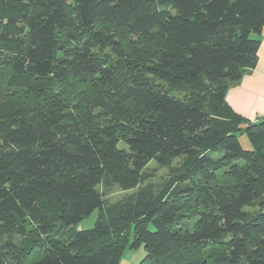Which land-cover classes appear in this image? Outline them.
Here are the masks:
<instances>
[{
	"label": "trees",
	"instance_id": "16d2710c",
	"mask_svg": "<svg viewBox=\"0 0 264 264\" xmlns=\"http://www.w3.org/2000/svg\"><path fill=\"white\" fill-rule=\"evenodd\" d=\"M263 27L264 0H0V264H264V120L225 101ZM182 157L160 198L145 167Z\"/></svg>",
	"mask_w": 264,
	"mask_h": 264
},
{
	"label": "rangeland",
	"instance_id": "374dc122",
	"mask_svg": "<svg viewBox=\"0 0 264 264\" xmlns=\"http://www.w3.org/2000/svg\"><path fill=\"white\" fill-rule=\"evenodd\" d=\"M178 95V94H176ZM180 95V94H179ZM238 139L241 143V145L243 146L244 149H250V144L249 141L246 137L245 134L239 135ZM187 159L186 158H177L174 159L172 161V163L168 166V167H159L155 162H150L146 167H145V171L150 174L151 178L145 183H151L153 186H155L156 189L161 190V195L160 198L165 197V195L168 193V191L171 189V187H173L176 184V175H177V171L181 170L184 165L186 164ZM137 190H131V191H122L119 188H117L116 186L113 187H106L104 185H99L97 187V191L100 194V196L102 197V199L104 201L113 203L118 201L119 199L123 198L126 195H129L133 192H135ZM44 203L45 208L49 209L53 207V202L51 198H47L45 199L43 202H41V204ZM244 211L246 212H253L254 209H250V208H245ZM98 216V212L95 210L94 212L91 213L90 216H88L87 218H85L84 220H82L80 222V224L78 225V227L74 228L75 230H89L93 227L96 219ZM27 231H28V237L30 238H38L39 235L38 233L33 230L31 228V226H27ZM69 231L63 230L62 228H57L53 234L50 235L49 238H53V239H59L61 241H67L68 237H69ZM129 234L130 237H132L133 235V227H131L129 229ZM43 239H47L45 238V236L40 237ZM11 242L12 246L13 245H17V246H21V238L19 235H17L15 233V230L13 227H2L0 226V247H4L6 246L7 243ZM7 250V249H5ZM138 252H143V256L141 258V260L144 258L145 256V252L143 250V248L138 249ZM128 251V250H127ZM126 251V252H127ZM137 250H134L132 252H136Z\"/></svg>",
	"mask_w": 264,
	"mask_h": 264
},
{
	"label": "crops",
	"instance_id": "0c3cea01",
	"mask_svg": "<svg viewBox=\"0 0 264 264\" xmlns=\"http://www.w3.org/2000/svg\"><path fill=\"white\" fill-rule=\"evenodd\" d=\"M253 38L259 41L255 67L244 72L225 93V101L232 111L250 122L264 120V27ZM138 251L125 252L120 264H138L144 254Z\"/></svg>",
	"mask_w": 264,
	"mask_h": 264
}]
</instances>
